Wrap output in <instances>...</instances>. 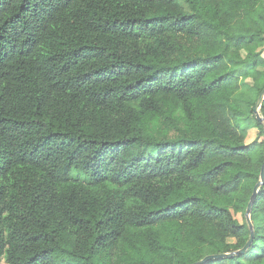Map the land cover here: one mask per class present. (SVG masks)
I'll return each mask as SVG.
<instances>
[{
	"label": "trees",
	"instance_id": "obj_1",
	"mask_svg": "<svg viewBox=\"0 0 264 264\" xmlns=\"http://www.w3.org/2000/svg\"><path fill=\"white\" fill-rule=\"evenodd\" d=\"M263 90L264 0H0V264L243 249ZM251 220L206 264H264Z\"/></svg>",
	"mask_w": 264,
	"mask_h": 264
},
{
	"label": "water",
	"instance_id": "obj_2",
	"mask_svg": "<svg viewBox=\"0 0 264 264\" xmlns=\"http://www.w3.org/2000/svg\"><path fill=\"white\" fill-rule=\"evenodd\" d=\"M263 102H264V90L261 92V94H260V96H259V98L256 101V104L254 106V114L260 123H264V117L261 115V109H262ZM263 185H264V165H263L262 170H261L260 180L258 181V183L256 184V186L254 188V191H253V194L250 198V202L248 204L246 215H245L246 219L249 223L250 230H251L250 239L247 242V244L245 245V247L243 249L236 251V252H233V253L210 255V256L205 257L203 260L198 261V262L193 263V264H206L211 260H217V259H221V258H231L233 256H240V255H243L251 247L253 240H254V227H253L252 220H251V213H252V209H253V206L255 204L257 195H258V193H259V191Z\"/></svg>",
	"mask_w": 264,
	"mask_h": 264
},
{
	"label": "rangeland",
	"instance_id": "obj_3",
	"mask_svg": "<svg viewBox=\"0 0 264 264\" xmlns=\"http://www.w3.org/2000/svg\"><path fill=\"white\" fill-rule=\"evenodd\" d=\"M246 137H247V143H251L257 138V130L254 128H245L244 129ZM263 140V139H262ZM238 218L241 219V216L238 215Z\"/></svg>",
	"mask_w": 264,
	"mask_h": 264
}]
</instances>
